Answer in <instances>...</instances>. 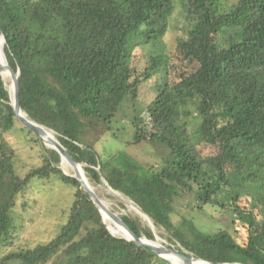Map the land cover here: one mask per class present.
I'll use <instances>...</instances> for the list:
<instances>
[{
    "label": "trees",
    "instance_id": "1",
    "mask_svg": "<svg viewBox=\"0 0 264 264\" xmlns=\"http://www.w3.org/2000/svg\"><path fill=\"white\" fill-rule=\"evenodd\" d=\"M218 1L186 0L191 28L178 41L181 54L174 59L165 53L164 38L177 0H0V23L9 64L20 72L22 110L55 132L83 165L96 193L103 176L168 234L159 232L161 238L197 259L264 264V0H239L227 11L217 7ZM141 46L156 53L138 72L134 59ZM154 77L155 95L134 118L135 136L128 145L162 148L167 152L162 166L145 170L131 159L119 162L118 155L102 160L97 144L112 131L119 105L136 101L143 84ZM4 84L0 77L3 246L12 240L16 198L33 178L56 177L76 189L68 221L56 237L6 259L19 264H166L109 232L81 184L60 168V155L20 126ZM109 97L115 105L107 113ZM194 113L201 124L192 130L185 118ZM16 127L28 143L43 149L41 165L24 177L15 167ZM220 192L229 194L243 219L242 244L225 230L208 234L172 218L177 199L195 195L200 204L214 205ZM99 197L111 201L114 212L126 209L113 195ZM121 217L155 240L139 215Z\"/></svg>",
    "mask_w": 264,
    "mask_h": 264
},
{
    "label": "rangeland",
    "instance_id": "2",
    "mask_svg": "<svg viewBox=\"0 0 264 264\" xmlns=\"http://www.w3.org/2000/svg\"><path fill=\"white\" fill-rule=\"evenodd\" d=\"M218 2L216 3L217 7L223 11H227L232 5L238 3L239 0H219ZM186 7V0H177L174 5V12L170 20L168 32L164 38L166 44L165 53L171 59L179 58V54L181 53L177 51V43L180 39L186 38L187 32L191 28L190 22L186 19ZM155 53L149 46H141L136 50L134 66L138 72L146 69L148 66V56ZM174 65L175 62L171 65L172 70L174 69ZM156 80L157 77H154L143 84L136 101L128 99L119 105V111L112 121V131L106 133L97 144V150L102 160L105 161L111 156L118 155L117 160L119 162L123 163L125 160L131 159L142 165L145 170L150 167L159 169L162 166L163 158L167 156V152L162 148L147 144L128 145L129 143L132 144L135 136V127L132 122L136 116L141 115L143 108L153 99ZM4 81L6 89L11 92L10 78ZM114 105L113 98H106L104 102L105 112H111L114 109ZM185 120L192 130L197 129L201 124L200 117L195 113L185 118ZM14 135L16 138V172L21 177H24L32 168L41 165L40 154L43 152V149L39 144L28 143L25 134L19 127H16L14 130ZM71 171V168L68 167V171L66 172L71 174L73 173ZM98 189L97 194L101 197L106 194L112 195L105 184H102ZM75 192L76 189L74 187L61 182L56 177L50 181L33 178L18 194L16 206L12 209L11 215L14 230L11 243L3 246V236H0V264H19L12 259L7 260V256L52 241L68 221L70 208L75 200ZM118 195L121 197L120 194ZM102 200L111 209L115 206L111 201ZM213 200H215L214 205H205L200 204L195 195H186L182 199L176 200V211H174L172 218L178 225L190 221L199 230L208 234H215L219 230H225L233 236L237 243H244L242 235L239 234L243 219L234 212L229 194L220 192L213 197ZM115 213L120 216L122 214L130 216L134 214L139 215L138 212L127 206L125 210H118ZM146 222L148 224V221ZM185 227L181 226L183 230L186 229ZM155 232L158 235L159 232L168 235L162 229L155 228ZM162 239L164 242H161V244L174 250L181 249L180 244H172L167 239Z\"/></svg>",
    "mask_w": 264,
    "mask_h": 264
},
{
    "label": "water",
    "instance_id": "3",
    "mask_svg": "<svg viewBox=\"0 0 264 264\" xmlns=\"http://www.w3.org/2000/svg\"><path fill=\"white\" fill-rule=\"evenodd\" d=\"M6 39L4 36V32L0 23V77L2 78V82L4 84V76H9L12 81L13 85V94L10 93L9 90V96H10V105L14 111V114L16 116V119L20 123V125L25 128L28 132H31L33 135H35L38 139L41 140V142L45 145V147L49 148L45 142L43 141V136L45 135V131L48 130L50 132L54 131L43 127L36 122H34L31 119H27L24 117V114H26L21 107V86H20V72L14 71L8 61L7 55H6ZM5 87V84H4ZM27 115V114H26ZM28 116V115H27ZM56 135V134H55ZM51 142V147L49 149H52L56 151L60 157H61V164L60 168L63 170L64 174L66 176H70L75 178L80 184L81 188L84 190L86 194L89 195L91 201L99 211V213L102 216L103 222L108 228L106 224V217L110 219L115 225H118L121 227L128 235V238L122 237V236H116L120 237L122 239H126L130 242H133L137 246L147 249L154 254H156L161 260H163L166 264H176L172 260L168 258L166 253L162 251L161 249H158L157 247L153 246L150 243H159L164 242V240L155 232V225L153 224L152 220L144 214L142 211H140L132 202H129L125 200L124 198L120 197L116 191H114L106 181V179L102 176V183L105 184L109 188V192L116 197L119 201L123 202L125 206L133 208L136 212H138L139 216H141L144 220L148 221L149 226L151 227L152 231L154 232V237L155 240H150L148 239L145 235H140L138 234L119 214L115 213L109 206L104 202L98 194L95 192L94 188L90 185L88 178L86 179L82 172L80 171V167L83 165L78 163L75 157L71 154V152L58 140L57 136L56 138H49ZM64 163H67L68 166L71 168L73 171V174H68L64 170ZM85 171V170H84ZM86 175V174H85ZM109 230V228H108ZM109 232L115 236L110 230ZM164 245V244H163ZM165 251L171 252L172 248H169L164 245L163 247ZM177 253L189 257V258H195L192 256L191 253L187 252L184 248L181 247V250H177ZM197 259V258H195ZM199 260H204V259H199ZM214 261V260H213ZM217 264H225V263H220L218 261H215Z\"/></svg>",
    "mask_w": 264,
    "mask_h": 264
},
{
    "label": "bare ground",
    "instance_id": "4",
    "mask_svg": "<svg viewBox=\"0 0 264 264\" xmlns=\"http://www.w3.org/2000/svg\"><path fill=\"white\" fill-rule=\"evenodd\" d=\"M1 62V60H0ZM10 77L9 76H4V80H8ZM11 80V78H10ZM11 94H13V85H12V81H11ZM24 117L27 119H30L26 114H24ZM56 138L55 134L53 132H50L48 130L45 131V135L43 136V141L45 142V144L50 148L51 147V142L49 140V138ZM68 164L64 163V168L66 171H68ZM80 171L82 172V174L84 175V177L86 178L87 176L85 175V171L84 168L81 166L80 167ZM87 179V178H86ZM122 197V196H121ZM130 209L133 210V208L130 207ZM106 224L109 228V230L115 235V236H122V237H126L128 238L127 233L118 225H115V223H113L110 219H108L106 217ZM153 245L155 247H157L158 249H161L162 251H164L166 253V255L168 256V258L170 260H172L174 263L176 264H215V263H211V262H207L204 260H199V259H195V258H189V257H185L179 253H177V250L172 249L171 252L165 251V249L163 248L164 245L161 244V242L159 241V243H150V245Z\"/></svg>",
    "mask_w": 264,
    "mask_h": 264
}]
</instances>
